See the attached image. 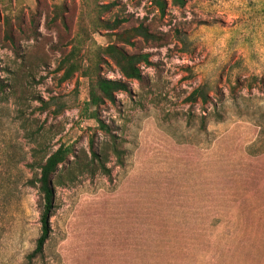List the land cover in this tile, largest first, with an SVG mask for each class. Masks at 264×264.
Here are the masks:
<instances>
[{
    "label": "rangeland",
    "instance_id": "374dc122",
    "mask_svg": "<svg viewBox=\"0 0 264 264\" xmlns=\"http://www.w3.org/2000/svg\"><path fill=\"white\" fill-rule=\"evenodd\" d=\"M157 1L0 0V264H25L41 236L39 164L110 141L99 121L124 164L57 188L46 264H264V0H162L164 15ZM118 18L165 41L125 47L154 64L94 117L89 80L59 66L78 41L86 61L114 43ZM201 87L210 102H189Z\"/></svg>",
    "mask_w": 264,
    "mask_h": 264
},
{
    "label": "trees",
    "instance_id": "16d2710c",
    "mask_svg": "<svg viewBox=\"0 0 264 264\" xmlns=\"http://www.w3.org/2000/svg\"><path fill=\"white\" fill-rule=\"evenodd\" d=\"M180 7L185 6V0H175ZM162 15L166 12L165 4L162 0L157 1ZM100 12L107 11L110 6L99 7ZM97 8V9H99ZM126 19H116L113 23L107 22V30L112 31L114 43L107 47H99L92 58L87 61L81 57V41H78L72 51L64 56L59 70L64 71L62 81H68L75 74H81L89 80L90 100L88 102L92 116L96 117V109L100 108L106 102L114 103L116 95L120 92H131L130 81L144 83L145 78L142 66H153L151 55L149 53L138 52L129 53L125 47H136L137 41L142 40L146 44H158L165 41L164 36L153 32L148 26L141 23L138 26L121 29ZM6 38L13 41V32L11 22L6 16ZM106 58L111 60L120 70L124 80H112L103 77L102 65L108 64ZM202 100L203 104H208L210 99L204 88H198L187 98L189 102ZM62 111H57L59 115ZM99 126L110 136V141L102 145H96L94 140L91 141L90 153L82 151L74 153L71 147L61 146L57 151L52 153L46 161L41 162L38 166L39 176L35 177L32 184L38 187L41 202V236L36 243L35 249L26 257L25 264H46V246L50 240L52 227L51 219L54 216L57 205V188L69 187L75 185L82 176L95 177L99 174L108 178L112 177V170L109 167L111 156L116 158L117 163L122 166L125 160V151L123 142L120 137L115 135L108 125L99 121ZM73 159H71V156Z\"/></svg>",
    "mask_w": 264,
    "mask_h": 264
},
{
    "label": "crops",
    "instance_id": "0c3cea01",
    "mask_svg": "<svg viewBox=\"0 0 264 264\" xmlns=\"http://www.w3.org/2000/svg\"><path fill=\"white\" fill-rule=\"evenodd\" d=\"M202 16L206 19V18H208L209 15L205 14L204 12H202ZM216 26H217V24L213 23L211 25H203L199 29V32L201 33V38L199 37L201 39V42H203L205 44H212L213 45V44H216V42L219 41V40H216L215 37L209 33V31L212 28L215 29ZM205 27H207V29H205Z\"/></svg>",
    "mask_w": 264,
    "mask_h": 264
}]
</instances>
